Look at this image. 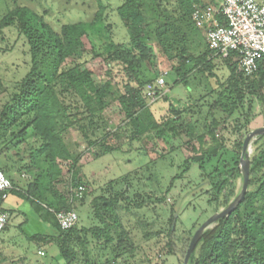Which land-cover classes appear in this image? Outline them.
<instances>
[{
    "label": "rangeland",
    "instance_id": "obj_1",
    "mask_svg": "<svg viewBox=\"0 0 264 264\" xmlns=\"http://www.w3.org/2000/svg\"><path fill=\"white\" fill-rule=\"evenodd\" d=\"M122 2L0 0V167L15 187L24 190L19 192L26 195L25 209L29 211L28 221L22 225L18 218H25L18 211L12 214L10 227L3 234L23 250L22 255L14 251L13 256L28 258L8 263L1 260L0 264H184L196 231L242 191L243 143L252 130L264 127V103L252 94L249 80L239 76L231 59L210 53L206 58L210 63H197V58H203L208 50L205 34L191 16L184 15L177 0H141L145 23L140 49L132 40L135 33L118 14ZM19 6L42 17L55 32H60L65 23L93 22L99 13L106 25L104 30L84 37V48L62 66L68 67L76 60L92 71L97 85L111 82L104 108L98 109L95 98L86 108L74 89H65L60 80L63 68L48 76L67 110V119L60 126H68L62 136L72 154L70 160L56 159L60 168L57 173L47 170L43 157L30 160L32 143H14L17 133L34 117L33 112L18 106L23 99V80L32 67L30 45L15 24L1 26L3 18ZM110 42L121 45L124 52H131L130 56L107 58ZM183 48L185 56L192 58L185 64L181 58ZM128 62L134 63V74L128 71ZM166 70L167 86L151 103L146 88L155 85ZM231 85L245 92L237 109H228L222 98V94L229 97ZM124 94L139 104L135 109L138 127L123 113L120 98ZM251 102L253 110L247 122L243 115ZM16 114H20L19 120ZM215 138L225 144L218 156L204 168L200 162L190 161L214 145ZM263 149L264 134L252 138L246 159L251 162ZM237 168L240 171L235 176ZM74 176V182L79 178L85 181L82 198L70 197ZM261 176L260 172L250 177L248 194L256 190ZM36 178L42 202L45 197L46 202L55 205L47 196H53V187L73 200L79 221L66 243L63 234L43 221L28 199L29 185ZM97 197H116L113 210L101 212L110 226V241L100 231L106 225L95 213L93 200ZM263 205L260 199L254 203L255 209ZM242 210L248 214L247 207ZM235 238L240 240L233 256H239L242 240L239 235ZM63 247L68 258L63 255ZM193 252L199 258L200 246Z\"/></svg>",
    "mask_w": 264,
    "mask_h": 264
},
{
    "label": "trees",
    "instance_id": "obj_2",
    "mask_svg": "<svg viewBox=\"0 0 264 264\" xmlns=\"http://www.w3.org/2000/svg\"><path fill=\"white\" fill-rule=\"evenodd\" d=\"M155 1L157 2V0ZM177 1L184 15L191 16L194 7L201 0ZM117 11L125 25L135 33L132 35V40L136 43V48L140 49L144 45L141 38L145 23L141 0H123L117 7ZM14 24L20 34L27 39L32 58L31 70L23 80V99L20 98L18 106L23 111L34 113V117L26 122L23 128L17 133L14 143L15 145L16 143H32L34 147L30 154V160L35 161L43 157L41 158L44 160L43 162L48 164L47 170L52 173H57L60 171V168L56 159L70 160L72 154L62 136L63 129H67L68 126L66 124L63 127L60 126L67 119V110L56 91L55 84L49 81L48 76L63 68L60 72V80L65 89H74L86 108H90L93 98L99 104L98 109L104 108L106 106L104 97L108 95L111 82H108L104 86L97 85L92 77V71L84 64L76 62V60L68 67L62 66L67 58L75 57L79 50L84 48V37H88L95 30H104L106 25L102 21L101 13H99L93 22L65 23L62 25L60 32H55L42 17L38 16L29 8L22 6L11 10L1 22L2 27L14 26ZM106 51L107 58L113 60L126 59L131 53L124 52L121 45H115L113 42L109 43ZM185 53L186 48H183L181 55L183 64L192 60V58L186 57ZM210 53L212 54V51L208 47L204 57L197 58V63L207 61L208 59L206 60V58L210 56ZM209 61L210 59L206 63H210ZM128 64V71L134 74V63L128 62ZM41 68L47 69V71L45 72ZM238 74L249 80L252 94L257 95L264 103V58L260 61L259 68L254 75L244 76L241 73ZM186 81V77L183 76V82ZM244 97L245 92L235 85H231L229 97L222 94V98L227 102L228 109L230 107L232 109L239 108ZM120 104L123 113L128 118L135 123L139 121L137 112H135L139 104L135 98H130L124 94L120 98ZM252 108L251 102L247 112L243 115V118L247 122H249L252 115ZM15 119L19 120L20 114H16ZM236 122L237 124L241 123V118ZM237 128L239 130L241 127ZM214 143V145L207 148L202 154L192 157L190 161L193 163L200 162L201 167L204 168L205 164L211 158L218 156L225 146L224 140L221 139L215 138ZM190 161L186 162V169L190 168ZM28 164L31 167L35 165L30 162ZM239 171V168H237L234 171V175L236 176ZM50 172L47 174L48 176ZM260 172L262 176L259 178L256 190L250 194L247 193L234 211L228 216L219 219L214 227L208 229L201 235L196 246V248L200 246V257L195 258L193 252L190 257L191 264H264V205L260 209H255L254 207V203L258 199L262 200L264 204V149L250 162V177H257ZM76 179L74 176L73 182H71L72 185L75 186L77 183L84 185V180L79 178L77 182H74ZM35 180L29 185L28 199L34 203V207L41 219L45 222H50L54 228L63 234V239L66 243L71 237V234L75 232V228L67 231L62 230L51 209H72V199L75 198H68L59 189L53 187V196L51 198L53 202H56L55 205L46 202L45 197H43L44 201L42 202L39 199L41 196L39 192L41 191H39L38 183L40 181L37 178ZM14 190L16 191L13 188L12 192ZM16 193L20 194L21 192ZM21 195L23 197L26 196L23 193ZM226 199L229 200V197ZM98 201H102V205H99ZM115 202L116 197L110 199L97 197L93 200L96 216L106 225L100 231L107 236L106 240L108 241L111 239L109 236L110 226L107 224L101 212L103 210H113ZM0 206H2L1 202ZM244 206L247 207V215L242 210ZM236 223L239 224V227L236 226ZM235 235L241 236L242 240L240 243L243 251L239 256H233L240 240H236ZM62 252L64 257H69L67 256L65 247L62 248Z\"/></svg>",
    "mask_w": 264,
    "mask_h": 264
},
{
    "label": "built area",
    "instance_id": "obj_3",
    "mask_svg": "<svg viewBox=\"0 0 264 264\" xmlns=\"http://www.w3.org/2000/svg\"><path fill=\"white\" fill-rule=\"evenodd\" d=\"M191 18L205 34L212 56L231 59L237 67V73L244 76L254 75L260 61L264 58V1L262 0H212L200 1L194 7ZM164 71L155 82L146 88V96L154 103L167 86ZM165 92V91H163ZM14 185L5 171L0 168V202L10 195ZM85 191L83 184L70 186V197L82 198ZM58 224L62 230L76 228L79 216L72 209L55 210ZM11 213L0 206V236L6 230Z\"/></svg>",
    "mask_w": 264,
    "mask_h": 264
},
{
    "label": "water",
    "instance_id": "obj_4",
    "mask_svg": "<svg viewBox=\"0 0 264 264\" xmlns=\"http://www.w3.org/2000/svg\"><path fill=\"white\" fill-rule=\"evenodd\" d=\"M262 134H264V127L252 130L248 134V136L245 138L244 143H243V156L240 159V163H241V167H242V174H243V188H242V191L237 196V198L230 203V205L227 208H225V209L221 210L220 212H218V213L214 214L213 216H211L196 231V233L194 234V236H193V238H192V240L190 242V245L188 247L184 264H188L189 263L190 257L192 255L193 251L195 250L201 235L205 231L210 229L213 226V224L216 223L219 219L228 216L232 211H234L236 209V207L240 204V202L243 200L245 195L247 194L248 186H249V183H250V162H249L248 159H246V155H247L248 147H249V144H250V141L252 140V138H254V137L258 136V135H262Z\"/></svg>",
    "mask_w": 264,
    "mask_h": 264
},
{
    "label": "crops",
    "instance_id": "obj_5",
    "mask_svg": "<svg viewBox=\"0 0 264 264\" xmlns=\"http://www.w3.org/2000/svg\"><path fill=\"white\" fill-rule=\"evenodd\" d=\"M203 2H205L204 0H201ZM264 1V0H262ZM205 36V35H204ZM206 38V37H205ZM207 43V42H206ZM16 188V191L14 190V192L11 191L9 197L2 203V206L7 209L10 213H11V219H10V222L12 220V214L14 216V214H16V212L18 211L20 213V215L22 217L25 218L24 219H20L18 218V220H20V222L22 223H19L20 225L24 224L28 218V212L26 211V207H25V199L24 197L21 195V194H18L16 192H19V190L21 192H23L24 190L22 188H18V187H14V189ZM18 190V191H17ZM41 191V190H40ZM40 193V192H39ZM47 195V194H46ZM49 198L48 200L50 199V195H47ZM10 222L5 230V232L9 229L10 227ZM3 232V234L5 233ZM1 235L0 236V261L2 260V262L4 263H8L10 261H16L18 259H25V258H28L27 256H13V252L15 251L16 253L20 252L21 255L23 253V250H21V248H18V247H15V243L11 242V241H8L5 239L4 235ZM17 245V243H16ZM41 252L40 250H38V253ZM13 254V255H12ZM13 257H16V258H13Z\"/></svg>",
    "mask_w": 264,
    "mask_h": 264
},
{
    "label": "bare ground",
    "instance_id": "obj_6",
    "mask_svg": "<svg viewBox=\"0 0 264 264\" xmlns=\"http://www.w3.org/2000/svg\"><path fill=\"white\" fill-rule=\"evenodd\" d=\"M251 152H252V150H251Z\"/></svg>",
    "mask_w": 264,
    "mask_h": 264
}]
</instances>
